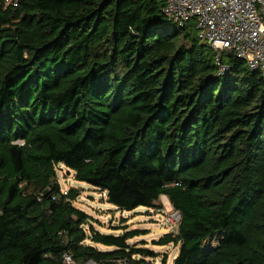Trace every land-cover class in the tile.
<instances>
[{"label": "trees", "instance_id": "trees-1", "mask_svg": "<svg viewBox=\"0 0 264 264\" xmlns=\"http://www.w3.org/2000/svg\"><path fill=\"white\" fill-rule=\"evenodd\" d=\"M165 4L0 0V264L158 257L143 230H98L63 166L121 210L166 196L174 264H264V76L233 51L222 73Z\"/></svg>", "mask_w": 264, "mask_h": 264}, {"label": "built area", "instance_id": "built-area-1", "mask_svg": "<svg viewBox=\"0 0 264 264\" xmlns=\"http://www.w3.org/2000/svg\"><path fill=\"white\" fill-rule=\"evenodd\" d=\"M14 1L16 4L17 0ZM163 12L180 26L194 21L198 37L217 51L215 61L222 73L221 55L233 51L251 70L264 76V0H165ZM175 210V209H174ZM177 224L181 214L172 215ZM70 260V256H67Z\"/></svg>", "mask_w": 264, "mask_h": 264}, {"label": "rangeland", "instance_id": "rangeland-1", "mask_svg": "<svg viewBox=\"0 0 264 264\" xmlns=\"http://www.w3.org/2000/svg\"><path fill=\"white\" fill-rule=\"evenodd\" d=\"M194 35L198 36L196 28ZM57 177L64 191L72 187L79 188L80 194L74 204L97 220L94 226L102 233L118 235L123 232V229H119L121 226L143 230L146 233L133 238L130 242L139 244V247L144 246V243H146L145 246L155 251L158 257L150 259L153 264H162L164 257L167 258V264H174L180 246L173 244L156 245L153 243L163 234L178 230V223L176 224L172 219L175 210L166 196H161L154 208L140 206L133 211L121 210L117 206L108 203L106 195L100 190L88 183L76 180L74 172L69 168L64 166L59 168ZM216 243L217 240L205 242L204 250L216 245ZM97 246L101 250L110 249L101 244Z\"/></svg>", "mask_w": 264, "mask_h": 264}, {"label": "water", "instance_id": "water-1", "mask_svg": "<svg viewBox=\"0 0 264 264\" xmlns=\"http://www.w3.org/2000/svg\"><path fill=\"white\" fill-rule=\"evenodd\" d=\"M90 263H93V264H96L95 262H93V261H88L87 263H85V264H90Z\"/></svg>", "mask_w": 264, "mask_h": 264}]
</instances>
